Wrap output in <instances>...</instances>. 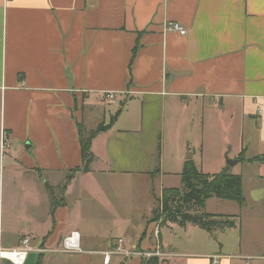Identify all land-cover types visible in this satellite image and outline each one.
I'll return each instance as SVG.
<instances>
[{"label":"crops","instance_id":"crops-1","mask_svg":"<svg viewBox=\"0 0 264 264\" xmlns=\"http://www.w3.org/2000/svg\"><path fill=\"white\" fill-rule=\"evenodd\" d=\"M120 109L92 140L90 170L74 171L83 166L78 123L88 134ZM219 130L235 140L220 160H238L227 166L242 175L246 199L207 211L236 216L228 245L204 256L171 250L163 230L190 223L159 225L156 234L154 205L142 226L146 239L116 235L126 225L122 198L100 178L180 177L158 195L181 187L185 163L203 170L205 135ZM263 154L264 0H0V246L29 237L34 250L25 264H102L93 251L120 237L160 252L153 255L160 264H182L178 256L212 264L214 255L219 264H264V162L251 160ZM72 231L82 252L63 250ZM0 264L12 263L0 257Z\"/></svg>","mask_w":264,"mask_h":264},{"label":"rangeland","instance_id":"rangeland-1","mask_svg":"<svg viewBox=\"0 0 264 264\" xmlns=\"http://www.w3.org/2000/svg\"><path fill=\"white\" fill-rule=\"evenodd\" d=\"M220 133L209 134L206 133L205 135V145L206 151L204 153V163L201 167L204 172L207 173H218L223 170V167L227 166V159L231 158V156H226L225 162L220 160L223 158V155L227 154L229 148L235 145V140L233 137L223 135L220 130ZM245 144L249 145L248 141H245ZM246 145V146H247ZM255 148V143L251 144V149ZM198 151V150H197ZM251 152H248L250 155ZM201 155V154H200ZM225 166V167H226ZM243 166L239 163L235 166V171H241ZM252 167V166H251ZM253 168L247 169L244 167L242 169L243 173L247 171H252ZM254 171V170H253ZM160 176L157 174L154 178L151 177H143L139 174H132V175H123V176H112L110 179L107 177H101V182L103 189L108 191L110 194L118 193L121 195L123 208L121 210V216L124 222L126 223L123 232H118L116 235L125 234V238L132 239V241L139 240L140 238L143 240L146 239L145 235H143L142 226L145 225L144 221L147 216L151 213V207L154 205V210L158 208V202L153 198L152 193L156 189L160 190L162 183L165 184H179L181 182L180 177H172L169 180H165V182L160 180ZM87 184L90 187H93V183H90L88 179ZM54 191L53 188H50V191ZM56 196L59 198L62 195V186L56 191ZM157 194V193H156ZM130 195L135 197V202L132 205V200ZM228 204L230 202L226 201L225 199H219L218 197H213L208 205L205 206V211L210 212H219V211H226L228 208ZM157 213H151V221L155 218ZM120 216V217H121ZM119 217V218H120ZM158 217V215L156 216ZM163 222L162 218H158L155 221L156 228ZM184 227V226H183ZM152 226H150L148 231L149 233L152 230ZM164 235L169 240V244L171 245V250H176L177 252L181 253H198L199 255L215 253L216 251L220 250L222 241L228 245V243L232 240L230 234L228 232L229 229H215L212 232L201 228L199 226L189 224L187 227L181 228L177 227L174 231L165 228ZM101 233V232H99ZM156 233V232H155ZM98 235V234H97ZM102 235V234H100ZM154 235V234H153ZM126 240V239H125ZM127 242V241H126ZM130 256H138L137 253L142 251L138 249L137 246L129 247ZM108 249V248H107ZM106 250V249H104ZM102 251V250H100ZM159 255V254H158ZM84 256V255H81ZM130 256H122V255H115L114 260L115 264L126 263L129 260ZM66 256H64L65 258ZM148 257V256H147ZM176 260H181L182 264H186L189 256L186 257H175ZM74 259H69L67 264H76ZM64 264V263H63ZM173 264V263H171Z\"/></svg>","mask_w":264,"mask_h":264},{"label":"trees","instance_id":"trees-1","mask_svg":"<svg viewBox=\"0 0 264 264\" xmlns=\"http://www.w3.org/2000/svg\"><path fill=\"white\" fill-rule=\"evenodd\" d=\"M120 109L111 120V123H101L96 129L85 133L82 123H78L82 146L83 171H89L94 154L91 150L93 138L101 131L108 129L109 125L114 123L120 115ZM161 155V144L158 147L157 160ZM251 160L264 162V154L254 156ZM159 171V169H157ZM73 173L69 175L67 182L63 186L66 189L68 183L73 178ZM50 188V186H49ZM51 193L53 191L51 190ZM155 200L158 202V208L153 209L157 213L152 221L162 218L160 226L168 223H175L180 226L193 224L204 228L210 232L215 229L231 228L237 224L236 216L225 214H214L205 211L206 202L211 197H218L227 200L237 201L240 205L246 202L243 191V177L241 174H234L230 171V166H226L218 173H207L199 169L192 160H188L182 171L181 187H164L161 194L158 195L153 191ZM54 196V195H52ZM54 198V197H53ZM56 205V202L53 203ZM158 256L143 258L141 264H160ZM121 263V264H127Z\"/></svg>","mask_w":264,"mask_h":264},{"label":"built area","instance_id":"built-area-1","mask_svg":"<svg viewBox=\"0 0 264 264\" xmlns=\"http://www.w3.org/2000/svg\"><path fill=\"white\" fill-rule=\"evenodd\" d=\"M169 30H175L183 35L187 34V29L180 22H169ZM158 227L156 234H158ZM63 250L65 252H82L81 236L78 231H72L64 238ZM129 246L124 237H120L110 248L102 251H93L102 255V264H115V255L130 256ZM34 250L29 237L22 239L21 244L14 248H5L0 246V257L9 260L12 264H25L29 253ZM92 252V251H90ZM159 254L158 251H139L137 255L153 256ZM130 256L129 258H131ZM212 264L220 263V256L214 255L211 258Z\"/></svg>","mask_w":264,"mask_h":264},{"label":"water","instance_id":"water-1","mask_svg":"<svg viewBox=\"0 0 264 264\" xmlns=\"http://www.w3.org/2000/svg\"><path fill=\"white\" fill-rule=\"evenodd\" d=\"M237 162H238L237 159H231V158H228V159H227V163H228L229 165H235Z\"/></svg>","mask_w":264,"mask_h":264}]
</instances>
